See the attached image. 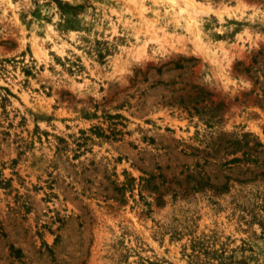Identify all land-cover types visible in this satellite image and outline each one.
I'll use <instances>...</instances> for the list:
<instances>
[{
  "label": "rangeland",
  "instance_id": "1",
  "mask_svg": "<svg viewBox=\"0 0 264 264\" xmlns=\"http://www.w3.org/2000/svg\"><path fill=\"white\" fill-rule=\"evenodd\" d=\"M0 264H264V0H0Z\"/></svg>",
  "mask_w": 264,
  "mask_h": 264
}]
</instances>
